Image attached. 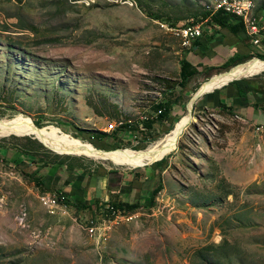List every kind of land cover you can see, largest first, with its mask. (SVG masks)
<instances>
[{
  "label": "rangeland",
  "instance_id": "obj_1",
  "mask_svg": "<svg viewBox=\"0 0 264 264\" xmlns=\"http://www.w3.org/2000/svg\"><path fill=\"white\" fill-rule=\"evenodd\" d=\"M220 2L232 0H0V121L29 118L104 151L149 147L178 126L203 84L234 68L179 85L192 45L171 28L203 21ZM251 2L254 15L264 11V0ZM166 98L172 120L155 117L147 134L123 132ZM201 99L177 148L152 163L0 137V264H264V125ZM95 131L108 136L93 139ZM56 165L140 169L139 183L163 189L153 200L142 190L132 197L147 195L141 208L107 221L104 204L66 206L36 185L30 174Z\"/></svg>",
  "mask_w": 264,
  "mask_h": 264
},
{
  "label": "crops",
  "instance_id": "obj_2",
  "mask_svg": "<svg viewBox=\"0 0 264 264\" xmlns=\"http://www.w3.org/2000/svg\"><path fill=\"white\" fill-rule=\"evenodd\" d=\"M257 14L264 17V11L261 13L257 10ZM231 16V19L224 25L217 24L209 18L201 21L204 24L203 35L195 38L192 41L191 50L187 51L188 60L201 73L194 76L189 84L196 79L204 81L217 71L216 69L209 71V68H219L231 57L237 60L236 65L231 66L235 67L249 61V58V60L245 59L248 56L257 57L258 54H264V30L262 31L261 43L255 45L252 37L246 32L241 18ZM252 77L259 76L254 75L247 78ZM261 77L264 78V76ZM220 89L219 95H213L214 91L205 94L208 96L206 99L207 107L218 108L215 104L219 100L228 104L232 103V112L237 111L242 115H246L254 123L264 125L263 93L259 92L252 96L251 101L247 104H240L237 101L227 100L226 88L222 87ZM205 95L202 96V99ZM111 170H98L94 173V171L86 172L81 169H70L64 165H56L50 168H39L35 171L43 181V188L47 190V193L59 195L62 200H68L72 203L88 201L92 204L93 209H102L103 204L106 207L112 200L130 203L137 200L143 201L148 195L147 192H152L155 188L139 183V179L142 181L145 174L140 169H135L131 173ZM145 178H148V176H145ZM142 190L146 192V197L144 195L141 199L134 200L132 197L137 193L140 194Z\"/></svg>",
  "mask_w": 264,
  "mask_h": 264
},
{
  "label": "bare ground",
  "instance_id": "obj_3",
  "mask_svg": "<svg viewBox=\"0 0 264 264\" xmlns=\"http://www.w3.org/2000/svg\"><path fill=\"white\" fill-rule=\"evenodd\" d=\"M261 71H264V60L255 59L247 64L236 66L227 73L215 76L213 79H210L203 84L201 89L209 91L221 85L223 86V84L235 78ZM197 100L194 101L193 99L191 101L187 115L183 117L178 126L170 134L151 144L145 150L104 151L96 146H93V144L74 138L69 134H62V131L57 128H40L33 122V120L23 117L17 119L15 118V122L8 119L0 121V137L12 134L33 135L37 136L38 139L52 148V150L54 149V151L58 150L76 154H85L95 159L126 161L131 164L152 163L156 160L164 158L177 148L182 133L186 130L187 126L194 118L192 117V112Z\"/></svg>",
  "mask_w": 264,
  "mask_h": 264
},
{
  "label": "trees",
  "instance_id": "obj_4",
  "mask_svg": "<svg viewBox=\"0 0 264 264\" xmlns=\"http://www.w3.org/2000/svg\"><path fill=\"white\" fill-rule=\"evenodd\" d=\"M149 16L153 17L154 19H159V20H166L164 19L162 16L158 15V14H152V13H148ZM231 14H227L224 11L220 10V11H214V12H205L202 13L200 16L201 20H206V19H210L211 21L220 24V25H224L227 21H229L231 19ZM197 22H194L192 24H195ZM258 58L263 59L264 60V54H258L256 55ZM252 59V56H248L245 59ZM248 59V60H249ZM242 61H244L242 59ZM237 62V60H235L234 58H229V60L223 64L221 67L219 68H209L210 70H217L216 73L221 72L222 70H226V69H230V67L232 65H236L235 63ZM248 62V61H247ZM246 63V62H245ZM243 63V64H245ZM240 64V65H243ZM239 66V65H237ZM201 72L199 71V69L194 66L187 58V52L184 54V56L182 57V59L180 60V81H179V85L181 86V88L186 89V87L188 86V84L190 83L191 79L200 74ZM259 77H252V78H241L238 80H234L231 81L229 84L225 85L223 88H226L227 90V100L230 101H237L240 104H247L251 101V97L255 96L256 94H258L259 92L264 94V78L261 76H264V73L260 74V75H256ZM221 89H216L213 92V95H219ZM207 95H205L203 97V99L201 100V107L207 108ZM219 109L222 110H226L228 112H232L233 110V104L230 103L228 104L227 102H224L222 100H219L217 102V104H215ZM174 102L172 101L171 98H166L163 100H160L157 104L154 105V109L157 110H162V112L160 114H158V117H160L161 120H167L170 121L173 119V109H174ZM177 121H174L172 123V126H174L175 124H177ZM146 130L145 131H140L139 130V123L136 125V127H133L132 123H127L124 127V131L123 132H128L132 134H144V133H148V131L153 130V125L155 124L154 119H148L145 123H144ZM123 126H121L122 129ZM120 131V132H121ZM89 135L91 138L93 139H99V140H103L105 139L108 134L106 132L103 131H98V132H89ZM98 148V147H97ZM148 147H144L138 150H145ZM101 149V148H99ZM101 150H105V149H101ZM114 150H118V149H112V150H106V151H114ZM0 154H4V149L0 147ZM26 158V157H25ZM1 159V157H0ZM5 159V157L3 158V160ZM164 166V159L158 162V165H156V167H162ZM153 167V168H156ZM72 169V168H70ZM79 169V168H77ZM113 170V169H112ZM111 170V171H112ZM30 176H32L34 182L36 183V185L40 188H42V190L44 192H46L47 190L43 188V181L38 177V175L34 172L31 173ZM163 189V184L162 181H159V183L157 184V186L152 190L151 192V200L155 199V196ZM61 198V197H59ZM62 202H65L66 206L72 205V204H76V206L80 209H93L92 208V204L89 203L88 201H76L75 203H72L68 200H63ZM109 206H113L115 209H119V210H123L125 212H133L139 208H141L143 206V201L141 200H137L135 202H125V201H121V200H112L108 203V205L104 208V215L106 216L107 214H111V209L108 208Z\"/></svg>",
  "mask_w": 264,
  "mask_h": 264
},
{
  "label": "built area",
  "instance_id": "obj_5",
  "mask_svg": "<svg viewBox=\"0 0 264 264\" xmlns=\"http://www.w3.org/2000/svg\"><path fill=\"white\" fill-rule=\"evenodd\" d=\"M254 6L255 4H252L251 0H232V3L220 2V4L215 7L214 11L222 10L227 14L240 17L244 24L246 32L252 37L253 43L255 45H258L262 41V31L264 30V17L254 15ZM171 29L176 35L180 36L184 40V44L191 46L192 41L195 38L203 35L204 24L203 22H198L195 24H185L183 26L172 27ZM161 112L162 110L160 109L155 113L145 115L143 119L138 121L139 130L145 131L146 127L144 126V123L148 119H154ZM117 126L118 125L115 126V129L117 128ZM52 199L54 202H56L55 197H53ZM108 208H110L112 212L111 214L106 215L107 221H110L111 218L115 215H124L129 213L123 210L115 209L113 206H109Z\"/></svg>",
  "mask_w": 264,
  "mask_h": 264
},
{
  "label": "water",
  "instance_id": "obj_6",
  "mask_svg": "<svg viewBox=\"0 0 264 264\" xmlns=\"http://www.w3.org/2000/svg\"><path fill=\"white\" fill-rule=\"evenodd\" d=\"M257 58H258V57H257ZM258 59H260V58H258ZM262 60H263V59H262ZM238 79H241V78H236V79H233V80H231V81L238 80ZM231 81H229V82L226 83L225 85L229 84ZM225 85H224V86H225ZM224 86H223V87H224ZM216 89H220V88H215V89H213V90H209V91H206V90H204V89H200V90H198V91L196 92L195 96L192 97V98H193L194 101H195V100L199 99L200 97H202L203 95H205L206 93L213 92V91H215ZM192 116H193V113H192ZM33 137H34V138H38L37 136H33Z\"/></svg>",
  "mask_w": 264,
  "mask_h": 264
}]
</instances>
